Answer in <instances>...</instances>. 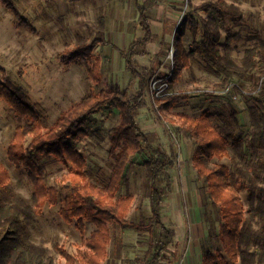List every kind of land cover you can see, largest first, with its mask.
I'll use <instances>...</instances> for the list:
<instances>
[{
    "label": "rangeland",
    "instance_id": "374dc122",
    "mask_svg": "<svg viewBox=\"0 0 264 264\" xmlns=\"http://www.w3.org/2000/svg\"><path fill=\"white\" fill-rule=\"evenodd\" d=\"M211 1L218 0H159L149 13L159 39L148 45L147 56L136 57L138 62L151 65L153 61H160L162 73L172 75L174 58L177 57L174 45L176 24L190 10V3L199 5ZM223 1L242 10L243 18L225 19L223 23L218 20L222 27V51L232 61L247 59L249 51L258 44L256 35L263 29L264 0ZM15 6L32 22L36 31L16 27L14 14L0 4V79L6 75L30 96L45 125L52 124L63 110L74 107L91 91L116 85L121 91L139 89L138 80L127 69L119 52L135 36H141V31L135 27L139 11L134 0H82L77 3L15 0ZM198 13L202 16L210 14L203 10ZM229 34L231 38L227 40ZM95 37L109 41V44H97L93 50L101 60V75L97 82L88 59L81 58L65 65L59 58L65 50L81 42H90ZM182 41L189 52L192 45L190 29ZM210 66L200 54H190V66L182 67L172 82L167 76H153L146 96L147 106L138 117L144 130L159 132L163 145L172 153L173 164L169 171L175 180V190L165 199L163 216L164 221L176 230L178 244L168 250L175 259L173 264H203V247L215 252L219 250L231 264H240L230 260L221 242L219 204L210 197L208 184L198 172L194 157L200 153L199 142L187 132V118L205 112L224 136L245 138L252 127L250 108L254 104L253 96L257 95L258 86L264 83V74L260 71L258 59L243 64L242 77L235 71L226 78L225 72L218 73L217 68L214 70ZM163 82L169 85L162 90L159 86ZM182 92L196 95L165 109L159 108L165 98L159 102L154 99L158 94L165 97L166 94ZM204 92L210 95H202ZM120 119L119 111L108 106L89 119L88 135L73 142L86 159L88 180L97 186L108 185L117 170L115 158L110 154V135ZM19 122L12 108L0 100V163L10 175L1 194L2 205L5 213L21 210L23 219L26 213L34 217L36 199L34 180L29 171L16 167L8 159V148ZM227 150L228 155L223 158L204 159L208 167L216 170L218 179L244 203L245 215L249 217L250 203L246 191L235 187L240 145L230 139ZM146 159L144 153H136L130 158L117 193V197L127 193L133 195L127 214L130 221H147L150 216ZM43 162L46 184L57 190V202H45L30 224L24 221L23 241L18 240L21 227L15 235V249L10 250L8 243L3 255L13 251V255L18 254L24 264H34L37 260L42 264H81L80 259L88 260L91 254L84 239L93 236L98 224L85 221L82 233L77 221L68 223L62 219L59 210L71 190L69 169L59 160ZM109 226L111 241L108 255L101 264H140L148 248V234L122 229L113 223ZM64 253L74 256L76 262L68 261ZM257 264H264V261Z\"/></svg>",
    "mask_w": 264,
    "mask_h": 264
},
{
    "label": "trees",
    "instance_id": "16d2710c",
    "mask_svg": "<svg viewBox=\"0 0 264 264\" xmlns=\"http://www.w3.org/2000/svg\"><path fill=\"white\" fill-rule=\"evenodd\" d=\"M51 3L56 0H43ZM77 3L82 0H66ZM159 0H134L139 11L135 27L141 31V36H135L129 45L119 49L125 59L127 69L138 80L139 89L135 92L121 91L118 85L91 91L80 102L68 110H63L55 121L45 125L40 113L35 109L30 96L6 75L0 79V100L9 105L20 120L16 126L13 140L8 148V159L16 167L25 168L34 180L36 208L34 217L26 213L22 219L21 210L5 213L1 194L7 187L10 175L0 163V264H24L15 249V235L22 227L18 240L23 241L25 221L30 224L38 216L45 202H57V190L46 184V170L43 160L55 159L61 161L69 169L70 192L65 195L60 207V216L68 223L77 221L80 231L85 230V221L98 224L91 238L84 241L90 246L89 259H80L81 264H101L108 255V245L111 241L109 223L122 229H134L148 234V248L140 264H173L174 258L168 253L171 247L178 244L176 230L164 221L163 204L165 199L175 190V180L169 168L173 164L172 153L163 145L158 131H146L142 128L138 117L147 106V92L153 76H168L162 73L160 61L151 65H142L136 57L149 54L148 45L159 39L153 29L149 13ZM189 3V1H188ZM14 14V25L35 32L32 22L17 10L15 0H0ZM176 24L174 33L177 57L174 58L172 75L169 81L175 80L182 67L190 66V54H200L211 69L218 73L225 72L229 78L233 72L241 77L240 72L246 62L260 63V71L264 74V25L256 35L258 44L249 51L247 59L232 61L224 55L221 26L225 19H242L243 12L234 5H228L223 0L211 1L194 5ZM198 10L210 12L202 16ZM190 29L192 45L189 52L184 47L182 38ZM200 38V39H199ZM231 34L228 35V39ZM109 44L103 37H95L90 42H81L72 49H67L59 55L65 65L78 59H88L91 73L97 82L101 75V60L93 54L97 44ZM115 47L114 45H112ZM254 55V56H253ZM167 79V77H166ZM169 85V83H168ZM194 92L171 93L154 96L155 102L163 101L160 109L171 108L182 100L194 97ZM202 95H210L204 92ZM254 104L250 108L251 130L243 139L234 136H224L211 123L207 113L203 112L195 118H187V132L196 137L200 153L194 157L199 174L208 184V193L213 201L219 204V236L226 254L233 262L240 264H257L264 261V83L258 86L257 95L253 96ZM111 106L120 113V122L110 135V154L114 156L117 170L114 171L110 183L104 187L97 186L87 178V162L84 155L73 145L89 133V119L94 114ZM232 139L240 145V160L236 165L237 180L235 187L244 189L250 203L245 215L244 203L232 193L217 177V172L207 166V158H223L228 155V143ZM136 153H144L147 176L150 181L149 202L150 216L147 221L135 222L127 219V214L133 202V195L127 193L117 197L121 182L130 158ZM219 180V182H216ZM235 188L234 190H236ZM8 211V210H7ZM10 243L9 252L4 254V246ZM67 260L75 263V257L64 253ZM3 255V256H2ZM203 264H231L223 252L202 248ZM34 264H42L40 260ZM49 264V263H44Z\"/></svg>",
    "mask_w": 264,
    "mask_h": 264
},
{
    "label": "built area",
    "instance_id": "2783aa9c",
    "mask_svg": "<svg viewBox=\"0 0 264 264\" xmlns=\"http://www.w3.org/2000/svg\"><path fill=\"white\" fill-rule=\"evenodd\" d=\"M170 74H172V71H171ZM167 77L169 78V77H171V75L169 76V74H168ZM165 86H168V83L163 82L162 84H160L159 88H160V89L162 88V90H163V88H165ZM160 95H161V94H160ZM160 95L158 94V95H156V96H160Z\"/></svg>",
    "mask_w": 264,
    "mask_h": 264
}]
</instances>
